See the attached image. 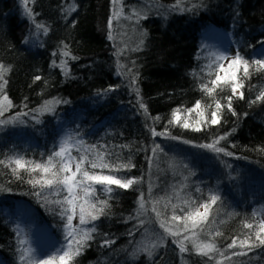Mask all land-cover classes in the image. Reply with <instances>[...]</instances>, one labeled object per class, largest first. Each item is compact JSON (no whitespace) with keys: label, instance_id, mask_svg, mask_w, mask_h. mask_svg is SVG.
Listing matches in <instances>:
<instances>
[{"label":"trees","instance_id":"obj_1","mask_svg":"<svg viewBox=\"0 0 264 264\" xmlns=\"http://www.w3.org/2000/svg\"><path fill=\"white\" fill-rule=\"evenodd\" d=\"M140 1L122 0L124 14L131 16L135 7L144 12ZM143 1L151 2L156 10L139 19L112 20L110 28L111 0H28L32 18L26 15L24 0H0V27H7L0 38V62L11 66L6 92L15 105L0 119L28 113L16 123L0 125V159L22 155L43 161L59 150L64 132L86 144L108 145L124 160L131 158L135 168L120 175L143 177L142 183L111 194L110 215L95 222V239L74 264H216L207 257L180 254L171 237L151 256L137 249L163 234L151 212L152 201L172 195L181 185H187L181 196L196 201L206 199L210 192L220 195L217 223L227 220L220 225L224 237L217 238L221 248L230 243L226 237L240 233L242 220H251L254 212L261 215L264 102L250 105L249 101L264 89V74H254L245 82V99L233 100L237 115L225 109L219 125L196 132L167 122L173 109L191 107L203 96L192 71L199 36L206 27L214 25L229 32L238 53L250 61L262 58L264 0H183L182 8L190 10L173 8L177 0ZM72 4L75 11L66 13ZM36 24L44 25L46 31ZM110 31L113 39L108 38ZM65 50L69 56L63 55ZM36 76L41 79L35 80ZM57 100L50 105L51 111H33L45 101ZM141 102L148 113L139 107ZM204 102L209 101L205 98ZM155 116L161 119L153 120ZM166 126L177 139L151 134V128L159 132ZM227 133L231 134L219 146L234 155L200 147ZM155 145L162 151L153 156ZM0 186V260L21 264V232L4 210L27 203L55 234L64 229V221L54 205L34 195L37 189L15 179L3 166ZM141 192L148 209L140 217L149 221L144 228L131 218ZM231 213L236 215L229 219ZM106 239L115 242L104 246ZM224 264H264V248Z\"/></svg>","mask_w":264,"mask_h":264},{"label":"snow or ice","instance_id":"obj_2","mask_svg":"<svg viewBox=\"0 0 264 264\" xmlns=\"http://www.w3.org/2000/svg\"><path fill=\"white\" fill-rule=\"evenodd\" d=\"M24 2L25 12L32 18V9L27 7L28 0ZM111 2L113 5L112 20H119L122 16L125 19L133 17L139 19L142 16L141 12L136 9L132 10L131 16H126L122 0H111ZM182 4L183 0H177L173 8L190 10L183 9ZM75 9V4H72L65 9V12L70 13ZM143 18L147 17L143 16ZM33 22L35 23L34 20ZM36 27L46 31L42 24H36ZM109 27L111 28V20ZM108 38H114L111 31ZM142 43L143 40L140 41V44ZM65 49H67L66 45ZM136 50H139V46ZM63 55L69 56L70 52L65 50ZM63 67L67 70L66 61L63 62ZM207 69L211 79L203 82L201 77L202 82L198 85L203 94L202 98L196 100L191 107L173 109L171 118L167 122L168 126H179L183 129L201 132L206 128L219 125L225 109L236 116L233 100H244L245 82L251 80L254 74H264V59L250 61L239 53L231 57L217 53L213 55L212 62L207 65ZM10 71L11 66L0 62V117H4L5 113L15 107L6 92L8 85L6 77ZM40 79L39 76L35 77V80ZM135 79L133 75V80ZM205 98L209 102L205 103ZM59 102L58 100L45 101L40 109L33 111H51L50 105ZM261 102H264V89L259 90L249 104L255 105ZM139 107L148 113L147 105L141 102ZM181 113L184 114L183 120ZM26 115H28L27 112H20L7 119H0V125L16 123L21 116ZM152 119L158 121L161 117L155 116ZM168 126L159 132L151 128V134L154 137L165 136L177 139L171 136ZM230 134L217 136L210 143L202 144L200 147L214 153L232 156L234 155L232 152L219 146L220 141L225 140ZM120 147L128 148L129 146ZM158 150L162 151L159 145L152 148L153 156ZM73 152L76 155H73ZM0 166L9 169L15 179L24 181L37 189L34 195L38 198L43 196L47 204L54 205L53 210L58 209V215L64 221L66 244L42 258H37L30 242L21 238L19 240L21 264H74L76 258L90 247L89 242L95 239L94 234L97 232L95 222L101 217L110 215L111 194L119 189H132L134 185H139L143 181V177L120 175L122 172H130L135 168L130 157L124 160L118 153L111 151L108 145L86 144L85 141L76 139L75 136L65 138L60 143L59 150L54 151L43 161L29 160L22 155H12L0 159ZM184 179L187 180V177ZM185 187H187L186 184L181 185L179 189H173L172 195L159 197L152 201L151 212L154 214L155 223L163 230V234L158 239L139 246L138 252L151 256L158 247L164 246L166 237H171L180 254L192 253L215 260L216 264H224L225 260H231L232 257L247 256L249 252L264 248V214L258 216L254 212L251 220H242L240 233L226 237L230 239V243L221 248L217 244V238L224 237L220 225L227 223V220H220L217 223L216 217L219 215L217 206L222 203L220 195L210 192L206 199L196 201L191 197L181 196ZM196 191L201 190L197 188ZM101 193L105 194L104 198H101ZM173 199L177 202L173 203ZM146 203L144 194L141 192L135 217H131L137 219L140 228H144L145 224L149 223L147 219H140L148 212L145 207ZM234 215L236 214L231 213L228 218L231 219ZM245 229L248 231H244ZM144 230L147 234L148 229ZM114 242V240L106 239L103 244L111 246ZM233 249L239 250L230 252Z\"/></svg>","mask_w":264,"mask_h":264},{"label":"rangeland","instance_id":"obj_3","mask_svg":"<svg viewBox=\"0 0 264 264\" xmlns=\"http://www.w3.org/2000/svg\"><path fill=\"white\" fill-rule=\"evenodd\" d=\"M139 4L143 7L144 12L142 9L136 7L132 8L131 12L133 9H136L143 14L147 11L153 13L156 10L151 2L141 0ZM125 15L127 16V14ZM122 18L123 16L119 19V22H121ZM123 21L126 20L123 18ZM6 30V26L0 27V38L1 35L5 34ZM217 53H223L229 57L234 56L238 53L237 45L234 43V39L229 32L210 25L200 33L196 52L197 63L192 71L199 84L202 82L201 77L203 78V82L211 79L208 75L207 65L212 62L213 55ZM262 54L261 59H264V44ZM225 64H227L226 61ZM67 137L68 133L64 132V139ZM13 209H5L4 213L17 225L22 238L30 242L31 247L35 249L37 258H42L66 244L65 230L62 229L59 234H55L48 226L38 220L36 211L29 204L23 202L16 203ZM258 209L261 214H264V205L258 206ZM0 264H3V261L0 260Z\"/></svg>","mask_w":264,"mask_h":264}]
</instances>
